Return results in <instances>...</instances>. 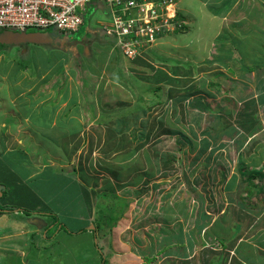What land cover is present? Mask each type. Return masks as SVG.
Segmentation results:
<instances>
[{
    "label": "rangeland",
    "instance_id": "obj_1",
    "mask_svg": "<svg viewBox=\"0 0 264 264\" xmlns=\"http://www.w3.org/2000/svg\"><path fill=\"white\" fill-rule=\"evenodd\" d=\"M101 7L84 36L0 49V235L39 226L21 207L59 220L0 264H264V0H177L188 29L129 59Z\"/></svg>",
    "mask_w": 264,
    "mask_h": 264
},
{
    "label": "built area",
    "instance_id": "obj_2",
    "mask_svg": "<svg viewBox=\"0 0 264 264\" xmlns=\"http://www.w3.org/2000/svg\"><path fill=\"white\" fill-rule=\"evenodd\" d=\"M173 4L174 0H0V33L57 28L70 36L84 26L86 15L104 5L113 12L103 26L98 23L129 56L152 47L161 29H175L180 20Z\"/></svg>",
    "mask_w": 264,
    "mask_h": 264
},
{
    "label": "trees",
    "instance_id": "obj_3",
    "mask_svg": "<svg viewBox=\"0 0 264 264\" xmlns=\"http://www.w3.org/2000/svg\"><path fill=\"white\" fill-rule=\"evenodd\" d=\"M87 20V19H86ZM85 20V24H84V26L77 32V33H74V34H72V35H70L69 37H71V36H75V35H82L84 32H85V34H83V36L84 35H86L87 33H88V23H87V21ZM188 29V22H187V20H186V17L185 16H183L182 17V21L181 22H177V25L175 26V29H173V30H166V29H161L159 32H158V34H157V37H158V39L159 38H161V37H168V36H171V35H175V34H177V33H181V32H185L186 30ZM34 31L32 30V32H30V33H33ZM82 36V37H83ZM82 37H80L79 38V41L82 39ZM127 39V38H126ZM126 39H123V40H126ZM100 41H102V38L100 37V39H99ZM233 41L234 42H237L236 41V39L235 38H233ZM67 43V42H66ZM73 43V45L75 44V42L73 41L72 42ZM115 43V45L114 46H112V44H114ZM110 50H111V53L113 52V54H114V51L115 50H117V51H119V52H121L122 53V55H124L127 59H129L128 57H127V54L123 51V49H122V47L120 46V45H118V43H117V40L115 39V38H112V41H111V44H110ZM149 48H152V47H149ZM148 49V48H147ZM146 50V49H145ZM144 50V51H145ZM136 62H140V61H136ZM172 63V64H174L176 67H179L178 66V63H179V61H171V59L170 60H166V63ZM177 63V64H175V63ZM168 66V65H167ZM175 68V67H174ZM182 68H185L184 66H182ZM256 69V68H255ZM253 69L252 68H250V70L249 71H252ZM157 78H160L161 80V82H162V85H160L159 87H158V89H160V88H162V86L163 85H166V86H168V88L171 86V82H177V81H179L178 80V78L177 77H175V76H172V75H170V74H163V72H161V76H157ZM146 80H148L149 82L150 81H152L153 83H154V80L153 79H151V78H148L147 77V79ZM151 83V82H150ZM156 83V82H155ZM163 89H164V87H163ZM170 91L172 92V89H170ZM262 102H264V99L263 100H261ZM85 108V107H84ZM87 108V107H86ZM85 108V109H86ZM90 111L92 112V114L95 116L96 115V111L94 110V109H92V108H90ZM128 129H129V125H127L126 127H125V131L127 130L128 131ZM118 130H120V129H118L117 128V131ZM124 130H123V132H125ZM133 136H135L136 138H137V136L138 137H140L141 135H136V133H134L133 132ZM187 137H189V136H187L186 134H183V136L180 138V140H181V142H183V143H185V142H189V139L187 138ZM126 140V139H125ZM132 151V150H131ZM127 151L126 153H123V156L121 157V159L124 161L126 158H132L133 156H134V151ZM22 153L26 156L27 154H26V152H25V150H22ZM73 169H75V171H76V167H74ZM72 169V170H73ZM5 187L7 186L6 184L4 185ZM98 192V191H97ZM109 194V193H108ZM112 195L113 196H115L114 195V193H112ZM9 196H10V193L8 192V190L7 189H4V194H3V196H2V198H0V201L3 203V200L5 201V199L6 198H9ZM116 197V196H115ZM125 204H126V206L128 207V204L125 202ZM6 208H7V206H6V201H5V204L3 205V206H1L0 205V214H3V212H8L7 210H6ZM23 210V214L25 215V216H31V215H34V214H44V215H47L48 213V210H42L41 208H39L38 210L36 209V210H33V211H29V210H27L26 208L25 209H22ZM12 210H10L9 212H11ZM50 217H51V219L53 220V222H52V224H55V223H58L59 224V220H58V217L54 214V213H51L50 214ZM61 226V225H60ZM49 227H46V237L48 238L49 237V235H48V229ZM61 229H65V230H67V232H71L70 230H68L67 229V227L66 226H64V225H62L61 226ZM82 231H85V230H82ZM81 231V232H82ZM72 233V232H71ZM145 255V254H144ZM150 256H146L145 255V259L147 260L148 258H149ZM150 262V261H149ZM238 262L240 263V264H243V263H241L240 262V260H238Z\"/></svg>",
    "mask_w": 264,
    "mask_h": 264
},
{
    "label": "crops",
    "instance_id": "obj_4",
    "mask_svg": "<svg viewBox=\"0 0 264 264\" xmlns=\"http://www.w3.org/2000/svg\"><path fill=\"white\" fill-rule=\"evenodd\" d=\"M4 83H5V81H4ZM16 140H18V139H16ZM21 141V140H20ZM14 144H17L18 145V143H14ZM5 146H6V144H5ZM6 148L7 149H10V148H16V150H17V148H18V146H14V145H12V144H10V145H8V146H6ZM22 150H24V149H22ZM22 209H25L24 207H21L20 208V210L19 209H17L16 211H22L23 212V210ZM34 209H37V208H34ZM39 209V208H38ZM37 209V210H38ZM15 211V212H16ZM14 212V213H15ZM22 212H20L19 214H22V215H24ZM49 215V214H48ZM10 215H8V214H6V213H4L3 212V214H0V220L1 219H3L4 217H9ZM14 216H15V214H14ZM25 216V215H24ZM27 218H31V223H34L35 225L37 224H39V226H36V227H33L32 229H30L29 227H20L19 226V228L20 229H16V230H14V233H9L10 234V236L7 234V232H4V233H2L1 235H0V242H2V240H5V239H8L9 237H11V236H17V237H19V236H21V237H23L24 236V238H27L28 239V241H33V242H35L36 240H38L40 237H42V236H44V234L46 235V232H44V230L46 229V227H48V225H49V222H50V219H47L48 217H45L44 216V214H34V215H31V216H26ZM48 221V222H47ZM88 229V230H87ZM9 232V231H8ZM6 233V234H5ZM81 233H83V234H87V236L88 235H90V236H92V239L93 240H95L96 238V233H97V231H96V228L93 230V228H86L85 229V231H82ZM45 238H47V237H45ZM41 239V238H40ZM47 239H49V238H47ZM97 241V240H96ZM46 243H49V240H46L45 241ZM94 242V241H93ZM120 244H122V243H120ZM95 245H97V243L96 244H94V247H95ZM116 248V252H115V257L116 258H118L119 257V252L120 251H125V252H127V250L122 246H120L119 245V242H118V244H117V246H115ZM14 248H16V251H18V253H19V255L21 256V257H23L24 256V254H25V250L22 248V247H14ZM85 248V247H84ZM7 250V251H10V250H12L13 249V246H8V245H1L0 244V250ZM100 255V253H99V250H94V255L93 254H90V258H97L98 256ZM120 256H122L121 254H120ZM122 257H124V258H127V260H129V257H127V256H122ZM144 258H145V256H144ZM126 259H123L122 260V262L124 263V261H125ZM118 263H120V262H118ZM99 264H100V262H99Z\"/></svg>",
    "mask_w": 264,
    "mask_h": 264
},
{
    "label": "water",
    "instance_id": "obj_5",
    "mask_svg": "<svg viewBox=\"0 0 264 264\" xmlns=\"http://www.w3.org/2000/svg\"><path fill=\"white\" fill-rule=\"evenodd\" d=\"M26 43L52 44L53 39L43 32L17 33V32L6 31V32L0 33V49H3L8 45L10 46L22 45ZM2 195L3 193L0 192V197Z\"/></svg>",
    "mask_w": 264,
    "mask_h": 264
},
{
    "label": "clouds",
    "instance_id": "obj_6",
    "mask_svg": "<svg viewBox=\"0 0 264 264\" xmlns=\"http://www.w3.org/2000/svg\"><path fill=\"white\" fill-rule=\"evenodd\" d=\"M174 3H176L177 4V0H174ZM177 9V13H178V18H179V20H180V22L182 21V17L184 16L183 14H181V11L178 9V8H176ZM111 38V37H110ZM112 39V38H111ZM64 43H66V41L64 42ZM3 194H4V192H2ZM3 196V195H2ZM1 196V197H2ZM17 210V209H16ZM20 212H22V211H18V213H20ZM4 213H7V212H4ZM94 230V229H93Z\"/></svg>",
    "mask_w": 264,
    "mask_h": 264
},
{
    "label": "flooded vegetation",
    "instance_id": "obj_7",
    "mask_svg": "<svg viewBox=\"0 0 264 264\" xmlns=\"http://www.w3.org/2000/svg\"><path fill=\"white\" fill-rule=\"evenodd\" d=\"M22 45H24V44H22ZM12 46H20V45H12Z\"/></svg>",
    "mask_w": 264,
    "mask_h": 264
}]
</instances>
